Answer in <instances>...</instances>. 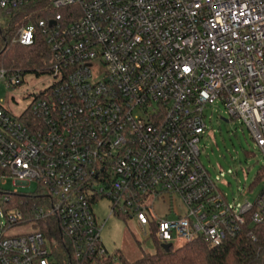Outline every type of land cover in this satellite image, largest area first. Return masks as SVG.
Segmentation results:
<instances>
[{"label":"built area","instance_id":"built-area-1","mask_svg":"<svg viewBox=\"0 0 264 264\" xmlns=\"http://www.w3.org/2000/svg\"><path fill=\"white\" fill-rule=\"evenodd\" d=\"M34 6L46 18L33 23L28 13L12 43L42 37L58 81L21 116L0 103V184H38L0 199V264L107 257L108 218L100 223L94 210L104 197L109 216L137 221L146 235L150 227L172 248L199 237L219 246L247 222L264 224V189L236 209L199 145L207 107L221 103L264 154V0H0V27ZM25 75L0 64L9 87ZM166 193L182 198L186 215L153 219ZM15 194L25 199L12 204ZM28 223L39 228L7 235Z\"/></svg>","mask_w":264,"mask_h":264},{"label":"rangeland","instance_id":"rangeland-1","mask_svg":"<svg viewBox=\"0 0 264 264\" xmlns=\"http://www.w3.org/2000/svg\"><path fill=\"white\" fill-rule=\"evenodd\" d=\"M2 23L4 19L1 18ZM105 66L97 65V76H101ZM58 81L53 74H37L28 72L24 82L15 87H9L0 82V103L16 116H21L36 100L37 96L49 90ZM206 129L200 140V160L210 171L220 191L226 195L227 201L236 209H240L246 200L254 201L264 189V154L252 138L251 131L241 121L230 119L226 108L221 103L209 105L205 111ZM222 118L227 119L223 120ZM5 184H0V191L18 190L22 194H32L37 191L38 184H22L16 182L13 176H8ZM3 195V194H2ZM156 220L175 219L186 215L187 206L182 198L175 194H164L154 203ZM100 223L107 218L101 233V238L111 256L123 254L129 261H136L144 253H155V234L148 227V235L135 220H128L120 215L112 214L111 202L108 198L100 199L94 206ZM5 221L3 209L0 206V222ZM39 226L31 223L21 224L9 229L7 235H23L34 232ZM119 262V261H118Z\"/></svg>","mask_w":264,"mask_h":264},{"label":"trees","instance_id":"trees-1","mask_svg":"<svg viewBox=\"0 0 264 264\" xmlns=\"http://www.w3.org/2000/svg\"><path fill=\"white\" fill-rule=\"evenodd\" d=\"M28 13H31L33 23L46 18L40 7L34 6L28 11L20 12L8 20L4 27H0V64L22 69L26 73L48 74L50 50L42 37H37L31 46L12 43L16 30L28 21ZM5 195L0 194V199ZM24 197L22 194H15L10 199L12 204H20ZM154 243L156 252H146L136 261H129L118 253L116 257H102L96 264H264V224L247 222L241 232L219 246H212L201 237L183 246L171 248L170 251H165L156 238ZM65 255L64 251L56 252V258L60 262L65 260Z\"/></svg>","mask_w":264,"mask_h":264},{"label":"water","instance_id":"water-1","mask_svg":"<svg viewBox=\"0 0 264 264\" xmlns=\"http://www.w3.org/2000/svg\"><path fill=\"white\" fill-rule=\"evenodd\" d=\"M222 119L228 121V120L225 119V118H222ZM162 248H163L165 251H170L171 248H172V246H171L170 243H168V244H162Z\"/></svg>","mask_w":264,"mask_h":264}]
</instances>
